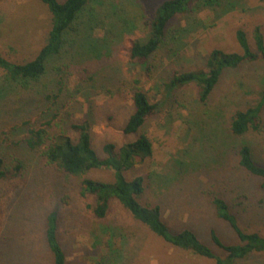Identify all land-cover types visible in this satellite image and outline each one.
Segmentation results:
<instances>
[{"label": "rangeland", "instance_id": "rangeland-1", "mask_svg": "<svg viewBox=\"0 0 264 264\" xmlns=\"http://www.w3.org/2000/svg\"><path fill=\"white\" fill-rule=\"evenodd\" d=\"M163 1H93L74 24L61 55L48 61L45 74L29 90L10 85L0 69V132L28 117H43L50 109L45 119L57 115L50 134L66 131L72 121L88 120L92 146L101 157L105 143L120 147L135 139L124 135L123 127L133 111L132 90L140 88L157 105L140 130L152 143V155L126 177L144 178L140 202L159 205L171 233L190 229L224 258L211 231L224 244L240 242L216 215L212 196L226 201L241 230L264 237L262 182L238 166L236 154L247 143L254 161L264 166V110L258 132L244 137L229 132L230 117L261 99L264 62L226 69L204 103L195 84L171 91L165 84L175 74L204 69L214 49L241 53L239 29L255 49V30L264 36V0L194 6L192 13L171 21L169 34L181 29L175 40L163 44L145 63L130 60L132 42L147 39L149 23ZM50 20L39 0H0V56L16 64L31 61L46 41ZM59 88L63 90L58 96ZM21 136L16 133L14 139ZM1 156L11 172L0 182V264H53L44 234L51 211L57 213L66 264H215L166 243L117 200H111L103 218L89 212L86 203L93 198L81 196L82 181L112 182L111 170L75 177L47 165L39 153L10 147ZM16 166L20 168L13 178ZM233 264H264V256L254 254Z\"/></svg>", "mask_w": 264, "mask_h": 264}, {"label": "trees", "instance_id": "trees-1", "mask_svg": "<svg viewBox=\"0 0 264 264\" xmlns=\"http://www.w3.org/2000/svg\"><path fill=\"white\" fill-rule=\"evenodd\" d=\"M44 4L51 16L50 29L44 45L36 56L28 62L16 64L0 56V69L5 73V79L10 85L29 90L34 82L45 74L47 63L51 58L61 55L68 44V35L78 21L80 15L95 0H39ZM225 3V0H166L155 10L149 23V34L144 42L134 41L129 49L130 60L140 64L145 63L155 54L163 44L176 39L178 31L168 32L171 21L182 15L193 12L195 6L213 7ZM172 36V37H171ZM238 45L242 49L238 52H224L212 50L206 57L204 69L188 71L173 75L165 84L168 91L195 84L201 102H206L218 85L226 69H236L252 62H264V36L259 29L254 32L255 49H252L246 32L239 29L236 32ZM137 83V82H136ZM63 89L59 88L58 96ZM49 99V97H46ZM55 100V99H54ZM56 101V100H55ZM133 111L127 118L123 133L134 136L135 139L117 147L113 143H105L102 156H98L92 146L91 124L88 120L72 121L67 124L66 131L53 135L49 126L57 115L50 116V109L43 113V117L35 120L31 117L23 119L19 124L8 126L7 132H0V182L7 180L11 171L7 170L6 159L1 155L6 148H21L24 151L39 153L49 166L56 168L63 174L79 177L90 171L106 169L113 172L112 182H102L85 178L82 181L81 196L85 199L92 197L93 201L86 203V209L97 218L105 217L111 200L119 204L132 218L147 227L153 234L171 246L188 251L202 258L214 260L215 264H233L237 260L248 258L254 254L264 256V237L260 234L246 233L238 226L229 205L218 196H212L216 215L227 222L236 236L239 244H224L214 231L210 236L213 244L225 253L221 258L198 238L190 229H182L171 233L162 219L159 205H143L140 202L145 192L144 178L141 176L127 179L126 173L136 164L142 163L152 155V143L143 133L144 124L156 113L157 105L151 103L146 94L138 87L132 90ZM264 110V92L253 106L244 110H237L229 121V132L233 137H244L249 132H258L262 123ZM21 133L20 138L15 135ZM17 137V136H16ZM15 140V141H14ZM45 146V148L43 147ZM44 148L43 150L41 148ZM238 166L249 175L261 180L264 189V166L253 159L252 150L247 143L241 144L236 151ZM20 167L16 166L13 178L18 176ZM45 239L52 253L53 264H66L65 253L57 236V213L51 211L45 219Z\"/></svg>", "mask_w": 264, "mask_h": 264}]
</instances>
